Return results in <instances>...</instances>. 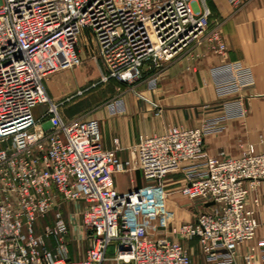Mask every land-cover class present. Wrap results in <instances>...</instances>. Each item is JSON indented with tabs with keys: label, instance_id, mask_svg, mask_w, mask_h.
Wrapping results in <instances>:
<instances>
[{
	"label": "built area",
	"instance_id": "1",
	"mask_svg": "<svg viewBox=\"0 0 264 264\" xmlns=\"http://www.w3.org/2000/svg\"><path fill=\"white\" fill-rule=\"evenodd\" d=\"M197 2L0 0V264H192L188 242L195 238L207 262L237 264L239 246L264 225V215L247 205L249 189L264 180V151L250 144L237 157L210 155L205 136L221 131L226 118L244 115L241 94L255 86L249 66L230 61L211 68L218 96L239 95L237 109L198 127L140 134L128 160L117 155V138L114 148L102 145L97 119L65 120L45 86L50 74L81 63L85 30L96 43L105 81L133 84L144 64L160 67L202 40L224 52L209 9ZM41 103L50 105L36 117ZM129 166L147 184L120 193L115 174ZM178 169L185 178L180 191L213 204L194 220L172 225L173 238L154 237L143 214L150 204L164 206L162 182ZM69 201L74 207L64 215ZM49 212L53 225L37 233L35 221ZM172 217L164 210L162 225ZM75 230L89 244L79 258L69 250ZM260 245L264 250V238ZM255 251L252 246L243 255L244 264H254Z\"/></svg>",
	"mask_w": 264,
	"mask_h": 264
},
{
	"label": "crops",
	"instance_id": "2",
	"mask_svg": "<svg viewBox=\"0 0 264 264\" xmlns=\"http://www.w3.org/2000/svg\"><path fill=\"white\" fill-rule=\"evenodd\" d=\"M196 5L209 9L210 26H217L220 30L226 50L218 53L202 40L160 67L144 64L141 78L133 84L112 79L122 87H114L109 103L89 117L98 120L105 148H114V139L117 138V155L123 160L130 158V148L140 134H161L174 125L198 127L207 118L237 109L239 95L227 98L218 96L211 73L214 65L230 61L249 66L255 86L241 94L244 115L226 118L221 131L208 133L205 136V149L210 155L224 152L232 157L240 156L250 144L257 151H264V0H242L238 6L228 0H198ZM151 79H155L156 85H152ZM56 104L60 113V103ZM69 118L66 117V120ZM180 173L184 176L182 170ZM168 180L171 182L166 187L175 183L172 182L173 177ZM184 183L185 179L181 185ZM115 184L118 192L124 193L147 182L140 170L133 169L116 173ZM163 191L167 208L173 213V223L192 221L200 210L207 209L201 200L194 202L179 193L173 194L170 188ZM247 205L255 209L258 216L264 215V180L249 189ZM142 219L152 236L174 237L170 228L176 224L162 225L158 210L146 211ZM262 238L264 225L259 226L253 239L239 246L236 251L237 264H244L243 255L252 246L256 247L254 264H264V250L260 245ZM188 244L191 250L192 246H196L201 252L196 238Z\"/></svg>",
	"mask_w": 264,
	"mask_h": 264
},
{
	"label": "rangeland",
	"instance_id": "3",
	"mask_svg": "<svg viewBox=\"0 0 264 264\" xmlns=\"http://www.w3.org/2000/svg\"><path fill=\"white\" fill-rule=\"evenodd\" d=\"M79 40V51L81 55V63L78 66L72 68H65L50 74L46 81L45 86L47 93L53 103H60L59 110L62 116L66 117H92V115L109 103L111 94H113L114 87H122L120 83L115 80L108 79L103 80L102 74L104 67L100 60L96 43L88 30H85ZM116 90V89H115ZM50 103L38 104L34 110V114L41 115L42 112L46 111ZM70 119V118H69ZM130 159V158H128ZM127 159V160H128ZM133 170L132 167H127L125 171ZM181 169H178L174 173L168 175V177L162 182V189L170 188L171 193L181 194L187 199L194 202H200L198 198H190L184 195L181 191V182L184 176L180 173ZM173 177L172 185L166 187V184L171 182L168 179ZM123 179V178H121ZM125 181V178L124 180ZM166 201V200H165ZM74 204L69 201L63 205L64 215H68L73 209ZM158 210L159 220H161V214L164 210H168L166 202L164 206L150 204L146 211ZM174 220V219H173ZM172 219H169L168 224H179L173 223ZM54 215L53 212H49L43 216H39L35 221V231L42 233L46 226L53 225ZM69 250L71 257H81L89 244L83 234L76 233V230L71 232L68 236ZM188 248L191 252L192 264H208L207 260L196 246L188 244ZM114 245L112 244L109 249V254H112Z\"/></svg>",
	"mask_w": 264,
	"mask_h": 264
},
{
	"label": "water",
	"instance_id": "4",
	"mask_svg": "<svg viewBox=\"0 0 264 264\" xmlns=\"http://www.w3.org/2000/svg\"><path fill=\"white\" fill-rule=\"evenodd\" d=\"M210 204H213V202L207 203L206 206H208V205H210Z\"/></svg>",
	"mask_w": 264,
	"mask_h": 264
}]
</instances>
